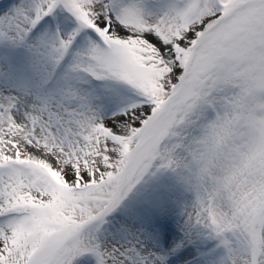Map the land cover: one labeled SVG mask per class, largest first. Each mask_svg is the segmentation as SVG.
I'll return each instance as SVG.
<instances>
[{
	"label": "snow or ice",
	"instance_id": "snow-or-ice-1",
	"mask_svg": "<svg viewBox=\"0 0 264 264\" xmlns=\"http://www.w3.org/2000/svg\"><path fill=\"white\" fill-rule=\"evenodd\" d=\"M0 264H264V0L0 4Z\"/></svg>",
	"mask_w": 264,
	"mask_h": 264
},
{
	"label": "rangeland",
	"instance_id": "rangeland-1",
	"mask_svg": "<svg viewBox=\"0 0 264 264\" xmlns=\"http://www.w3.org/2000/svg\"><path fill=\"white\" fill-rule=\"evenodd\" d=\"M9 0H0V4H7Z\"/></svg>",
	"mask_w": 264,
	"mask_h": 264
}]
</instances>
